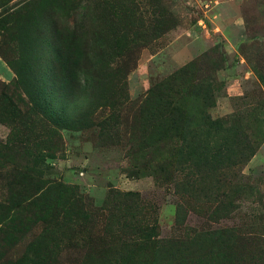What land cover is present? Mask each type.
<instances>
[{
  "label": "rangeland",
  "instance_id": "1",
  "mask_svg": "<svg viewBox=\"0 0 264 264\" xmlns=\"http://www.w3.org/2000/svg\"><path fill=\"white\" fill-rule=\"evenodd\" d=\"M187 64L240 120L218 194L154 121ZM0 264H264V0H0Z\"/></svg>",
  "mask_w": 264,
  "mask_h": 264
},
{
  "label": "trees",
  "instance_id": "2",
  "mask_svg": "<svg viewBox=\"0 0 264 264\" xmlns=\"http://www.w3.org/2000/svg\"><path fill=\"white\" fill-rule=\"evenodd\" d=\"M218 70L216 69V72ZM210 73L211 70L208 74ZM195 74L196 70L193 65L187 64L176 69L156 86L153 94L157 97L159 112L154 121H157L166 139L173 138L178 141L175 147H178L179 151L204 142L205 146L199 148L198 159L191 161L187 170L197 171L200 180L207 171L213 170L218 173L215 182L218 194L224 187L223 176L234 170L235 166L239 164L237 159L230 157L235 154V150L243 145L238 138L240 132L236 127L240 120L236 117L232 121L211 117L207 108L211 109L214 106L213 92L217 87L216 79L209 76L206 82L200 83L195 79ZM190 95L200 96L206 105V111L200 118L194 117L190 109L184 106V99ZM226 123L229 125L226 126ZM230 124L232 125L230 126ZM174 185L175 187L189 188L200 185V182L176 181ZM202 186L201 184L200 187ZM219 196L222 195L219 194ZM148 242L153 249L162 245V241L154 239ZM180 242L175 241L174 244L179 247Z\"/></svg>",
  "mask_w": 264,
  "mask_h": 264
}]
</instances>
